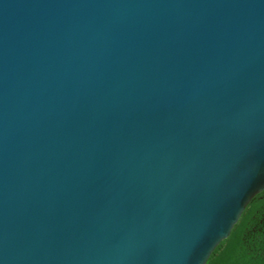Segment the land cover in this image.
<instances>
[{
  "label": "water",
  "instance_id": "obj_1",
  "mask_svg": "<svg viewBox=\"0 0 264 264\" xmlns=\"http://www.w3.org/2000/svg\"><path fill=\"white\" fill-rule=\"evenodd\" d=\"M264 190V0H0V264H205Z\"/></svg>",
  "mask_w": 264,
  "mask_h": 264
},
{
  "label": "trees",
  "instance_id": "obj_2",
  "mask_svg": "<svg viewBox=\"0 0 264 264\" xmlns=\"http://www.w3.org/2000/svg\"><path fill=\"white\" fill-rule=\"evenodd\" d=\"M205 264H264V190L249 202Z\"/></svg>",
  "mask_w": 264,
  "mask_h": 264
}]
</instances>
